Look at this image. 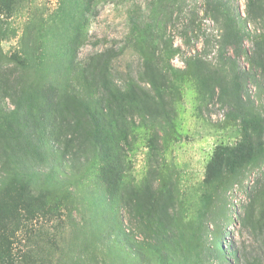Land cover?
<instances>
[{
  "label": "rangeland",
  "instance_id": "rangeland-1",
  "mask_svg": "<svg viewBox=\"0 0 264 264\" xmlns=\"http://www.w3.org/2000/svg\"><path fill=\"white\" fill-rule=\"evenodd\" d=\"M230 27L238 100L206 64ZM82 96L117 114L87 154ZM22 136L45 161L0 183V264H264V0H0V146Z\"/></svg>",
  "mask_w": 264,
  "mask_h": 264
},
{
  "label": "trees",
  "instance_id": "trees-1",
  "mask_svg": "<svg viewBox=\"0 0 264 264\" xmlns=\"http://www.w3.org/2000/svg\"><path fill=\"white\" fill-rule=\"evenodd\" d=\"M241 37L238 32H233L231 30V27L226 30V32L222 35V45H221V56L223 60L220 64H214L212 61L209 63H206L209 68L212 69V72L215 76L218 78V87H219V95H224L228 100L230 98H233L238 100L239 96L242 95L241 91L243 90V74L236 70L235 61L238 57H240L243 53H246V48L243 46V42L241 40ZM233 50V51H232ZM232 51L233 54L229 55V52ZM207 59V58H206ZM199 60H202L201 58ZM213 65V66H212ZM148 72L149 76L151 78V82L153 87L155 88L156 92L161 95L164 90V83H162L159 80V72H157L156 67H152V65L148 66ZM106 85V84H105ZM7 86V85H6ZM5 86V88H7ZM11 89V87H10ZM106 89L113 93L110 87L106 85ZM8 90L5 89L6 95H4L5 98H11L12 103L15 105V111L14 113L19 114L21 111V97H19L16 101L13 98L12 95H8ZM115 94V93H113ZM134 94L133 90L128 91V95ZM233 95V96H232ZM116 100L119 102L124 101V98L121 97L118 99L116 97V94L114 95ZM74 102L71 103V106L74 108H79L82 110L86 115L89 116L90 121L87 122V125L91 127V131L88 130L84 125H80L78 129L73 131V135L78 137V134L80 135V139L85 140V145H83V140H81V144L78 145L77 152H83L87 154L89 151L93 150L94 145L92 144V140L95 144V147L103 141L107 137V128L110 126L112 127V123L114 121V118L116 115L111 116L109 114H105L102 116H99L95 114L94 110L92 109L91 104L93 101L91 99H88L86 97H78L76 98ZM69 110V109H68ZM240 112V117L242 116L241 108L238 109ZM244 112V111H243ZM73 119L67 118L66 121L68 124H72ZM79 128H84V134H81V130ZM28 129V128H27ZM27 129H24V133H26ZM78 133V134H76ZM109 138V137H108ZM22 139H24L27 143H23V141L20 142L21 149L18 148V146L15 145V142L10 143L6 138L3 137V142L0 146V161H1V169L0 172H2L3 175H0V183H3L5 180H7V177H17L21 176V180L27 181L32 180V173L35 171V167L40 166L45 161L44 156L46 155V151L43 148H39V151L41 153L40 156L36 155H28V151L31 149L30 144L33 142L32 136H22ZM33 145H36L34 142ZM83 145V146H80ZM66 152H64L65 154ZM63 153L62 155L65 156ZM40 159V160H39ZM46 182H52L50 177L44 179ZM16 189V187H14ZM2 187L0 186V190ZM8 194V198L17 204V207H21L24 212L23 218H26L27 220L35 218L36 216L35 209L31 207L30 202H28V197L26 199L25 194H22V191L19 190V193L16 192L15 194H10L8 191L6 192ZM19 210V209H18ZM41 213V212H40ZM148 227V226H147ZM151 227V226H150ZM152 232L153 230L150 229ZM151 246V243H149ZM155 246V245H152Z\"/></svg>",
  "mask_w": 264,
  "mask_h": 264
}]
</instances>
